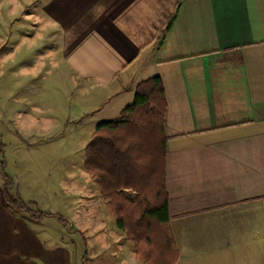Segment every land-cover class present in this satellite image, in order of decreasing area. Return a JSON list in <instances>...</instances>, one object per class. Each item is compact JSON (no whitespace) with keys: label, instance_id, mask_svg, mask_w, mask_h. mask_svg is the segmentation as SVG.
I'll return each mask as SVG.
<instances>
[{"label":"crops","instance_id":"obj_1","mask_svg":"<svg viewBox=\"0 0 264 264\" xmlns=\"http://www.w3.org/2000/svg\"><path fill=\"white\" fill-rule=\"evenodd\" d=\"M6 1L0 0V16ZM11 1L19 7L11 16L17 27L0 35V51L13 32L15 47L27 43L32 52L43 27L58 34L71 83L96 85L88 92L93 100L104 94L91 109L92 124L116 118L141 81L160 79L176 264H264V0ZM38 2L44 15L30 10ZM35 54L33 76L44 64V53ZM142 54L130 84L124 76L112 86ZM33 114H16L31 132ZM3 191L0 264H70L66 246L44 243L30 226L42 217L10 207Z\"/></svg>","mask_w":264,"mask_h":264},{"label":"rangeland","instance_id":"obj_2","mask_svg":"<svg viewBox=\"0 0 264 264\" xmlns=\"http://www.w3.org/2000/svg\"><path fill=\"white\" fill-rule=\"evenodd\" d=\"M4 7L0 35L17 27L11 16L19 7L11 0ZM30 10L44 15L39 2L31 3ZM5 21L9 23L1 32ZM44 28L39 38L32 39L31 48L37 46L34 50L44 53V64L35 76L31 75L35 51L29 50L27 43L15 47L14 32L0 51V58L4 56L0 59V186L9 197L20 198L29 206L30 210L19 209L29 218L35 220V214L45 213L30 226L44 243L66 246L70 264H143L135 257L134 242L117 227L115 216L108 212L97 184L84 167L85 146L95 128L91 109L102 103L104 94L93 100L88 92L96 85L79 87L71 83L62 58V41L58 34ZM50 48L56 52L45 58ZM142 57L112 86L121 85L118 80L124 76L125 85H129L128 75ZM20 64L26 69L19 71ZM21 109L38 112L33 114L38 117L33 132L27 130V118H16Z\"/></svg>","mask_w":264,"mask_h":264},{"label":"trees","instance_id":"obj_3","mask_svg":"<svg viewBox=\"0 0 264 264\" xmlns=\"http://www.w3.org/2000/svg\"><path fill=\"white\" fill-rule=\"evenodd\" d=\"M164 116L161 81L146 79L116 118L95 124L85 146L84 167L117 227L134 242L135 257L143 264H176L178 260L164 185ZM3 198L10 207L30 210L5 190ZM44 214L38 212L35 217Z\"/></svg>","mask_w":264,"mask_h":264}]
</instances>
